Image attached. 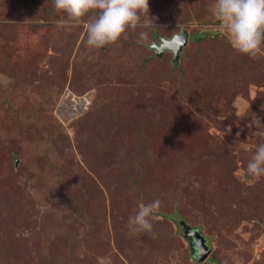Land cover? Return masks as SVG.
Here are the masks:
<instances>
[{
    "label": "rangeland",
    "instance_id": "obj_1",
    "mask_svg": "<svg viewBox=\"0 0 264 264\" xmlns=\"http://www.w3.org/2000/svg\"><path fill=\"white\" fill-rule=\"evenodd\" d=\"M213 3L149 0L153 28L94 49L51 0H0V264H264V176L244 175L264 140V51L236 52ZM182 29L178 62L156 56ZM65 89L85 106L61 124ZM157 199L152 232L131 233Z\"/></svg>",
    "mask_w": 264,
    "mask_h": 264
},
{
    "label": "clouds",
    "instance_id": "obj_2",
    "mask_svg": "<svg viewBox=\"0 0 264 264\" xmlns=\"http://www.w3.org/2000/svg\"><path fill=\"white\" fill-rule=\"evenodd\" d=\"M51 3L57 12L65 14L66 21H74V26L82 24L89 48H103L116 43L129 29H147L154 25L149 16V0H51ZM210 11L221 22L219 28L225 32L236 52L254 59L264 51V0H214ZM89 13L95 15L84 21L82 18ZM139 36L146 40L148 33L141 31ZM252 124L264 129L255 117ZM258 135L264 138V130ZM244 175L256 179L264 176V140L256 146ZM160 206L159 199L141 203L135 215L128 218L126 226L129 231L133 234L151 233V219Z\"/></svg>",
    "mask_w": 264,
    "mask_h": 264
},
{
    "label": "water",
    "instance_id": "obj_3",
    "mask_svg": "<svg viewBox=\"0 0 264 264\" xmlns=\"http://www.w3.org/2000/svg\"><path fill=\"white\" fill-rule=\"evenodd\" d=\"M188 32L182 29L180 33L174 34L171 38L160 39V42H152L150 47L155 50L156 56L160 57L164 52H171L173 61L178 62L179 56L183 48L188 43ZM17 164V162H15ZM183 233L186 238L191 239L194 243L191 245L192 254L198 261H203L209 254V247L206 244V239L199 233L190 231V228L183 225ZM194 245V246H193Z\"/></svg>",
    "mask_w": 264,
    "mask_h": 264
},
{
    "label": "built area",
    "instance_id": "obj_4",
    "mask_svg": "<svg viewBox=\"0 0 264 264\" xmlns=\"http://www.w3.org/2000/svg\"><path fill=\"white\" fill-rule=\"evenodd\" d=\"M84 106L85 99L82 96H73L71 91L65 89L61 95V99L56 104L57 111H60L61 117L57 114V112L56 116L62 123L70 121L75 111L83 109Z\"/></svg>",
    "mask_w": 264,
    "mask_h": 264
},
{
    "label": "trees",
    "instance_id": "obj_5",
    "mask_svg": "<svg viewBox=\"0 0 264 264\" xmlns=\"http://www.w3.org/2000/svg\"><path fill=\"white\" fill-rule=\"evenodd\" d=\"M31 0H27V3L28 2H30ZM3 11L4 12H6V13H8L9 12V9H3ZM11 11V13H12V10H10ZM8 16V18H10L9 16H11V15H7ZM7 28H9V25H4V26H0V29L1 30H3L4 32H6V29ZM154 38H155V36H156V33H154ZM158 37V36H157ZM0 42L1 43H9V38H8V36L6 35V34H4V33H0ZM20 46L23 48V49H27V45H23V44H20ZM31 46H34V47H36L35 45H31ZM262 46H264V42H262ZM4 48H10L9 46H6V47H4ZM147 59L149 60L150 58H149V56L147 57ZM147 60V61H148ZM0 66H1V64H0ZM10 78H12L13 80H14V75H12V74H9L8 75ZM15 79H18V76L17 75H15ZM76 113V115L79 113L78 111L77 112H75ZM74 113V114H75ZM55 114V113H54ZM56 116V115H55ZM56 118H57V116H56ZM57 120L58 121H60L58 118H57ZM70 120H72V118L70 119ZM60 123L61 124H64V123H62L61 121H60ZM173 215L175 216L176 214L175 213H173ZM168 216H172V215H168ZM184 225V222L182 223V226ZM187 227H189V226H187ZM190 228V227H189ZM190 231H192V232H197V233H199L196 229H193V228H190ZM200 234V233H199ZM186 239H188V238H186ZM194 243V239H193V241L191 240L190 241V245H192ZM194 246V245H193ZM193 255V254H192ZM193 258L195 259V257H194V255H193ZM197 260V259H196Z\"/></svg>",
    "mask_w": 264,
    "mask_h": 264
}]
</instances>
